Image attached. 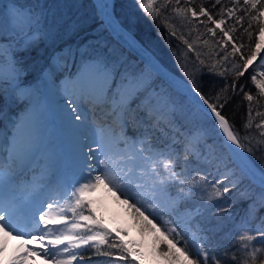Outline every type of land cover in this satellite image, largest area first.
Masks as SVG:
<instances>
[{"label":"rangeland","instance_id":"374dc122","mask_svg":"<svg viewBox=\"0 0 264 264\" xmlns=\"http://www.w3.org/2000/svg\"><path fill=\"white\" fill-rule=\"evenodd\" d=\"M157 1L154 0L151 9ZM127 4L130 6L129 12L132 15L134 13V15L137 14L141 17V12L145 14L151 10L145 11L142 7V5L147 4V0H127ZM29 12L32 13L37 22L34 24L33 31L25 37L18 34L13 29L12 24L15 19L14 14ZM261 13L264 18V7ZM215 23L218 24L217 21ZM59 30L60 34L61 31L65 30V33L61 34L63 38L69 35L68 37H72V39L58 42L63 39L58 34ZM108 33L91 0L0 1V49H3L5 53V60L2 64L3 70L7 72L8 60L14 59L19 69L20 79L23 81L21 88L31 90L30 94L25 96L21 95V89H15L7 83L3 85V90L0 91V143H2L3 149L7 150L9 143L15 136L18 143L34 139L38 148L30 165L17 177L16 189L22 193L29 192L28 189L32 184L47 183L51 178L53 182L47 184L41 196L45 199L43 203L45 210H47V203L54 200L58 201L54 204L55 211L63 206V202L68 199L67 194L71 193L73 186L78 187L76 181L80 178L79 161L81 158L79 157L80 147L74 144L77 139L94 136L97 130L104 129V142L114 146L118 151L130 150L133 141H137L136 147L139 148V141L144 139L150 141L154 149L168 150L174 147L182 157L184 154L182 145L173 143V137L176 136L173 129L176 127L181 128V130L198 128L203 133V152L198 160L190 156L188 163L183 165L189 173V179H191V174L198 171L200 175H207V178L215 183L220 178L217 175V167L223 173L225 171L224 165L227 164L228 169L235 172L233 179L237 185L235 188H230L229 199L235 202L229 208L232 218L237 220L236 217L240 216L241 208L254 205L255 201L264 203V199L260 195L262 190L253 186L231 164L228 154L226 155L223 151L216 125L184 97L170 89L150 69L121 46L110 43ZM9 49H11L10 52ZM253 52L257 54L248 65H264L262 63L264 61V26L258 32ZM97 60L115 62L121 66V71L127 69L130 73H139L143 70L152 82V87L146 95L156 92L167 97L170 101L169 110L174 108L175 111L174 123L167 125L161 122L158 126L153 127L155 119L149 117L147 108L137 107L140 104L138 100L131 104V108L125 116L126 122L124 124L114 120L111 115H106L110 112L109 105L94 107L85 102L82 109L87 120L81 127H76L78 123L73 122L75 120L69 115L70 108H67L66 105H68L71 98L70 93L74 90L77 82L84 79L86 75L83 71L84 66ZM247 61L248 58L245 59L246 63ZM259 81H264V79ZM66 88L68 91L65 90ZM97 112L102 113V115ZM83 127L86 130L81 129ZM74 130L78 131L80 136L74 135L76 132ZM60 131L66 134L68 131L70 132L69 138H71L73 145L66 147L56 140L64 134ZM125 140L128 142L127 146L124 143ZM117 141H119L118 144ZM84 150L87 151V147ZM210 152L220 159L209 164L205 157ZM51 167L54 169L53 173L47 174ZM45 177H48L47 180H44ZM223 183H225V187L229 186L227 181ZM221 185L220 191L223 195ZM98 186H105V184ZM105 187L106 189H103L102 192L100 191L101 188H96L84 194L85 200L91 201V203L82 211L84 215H88L91 211L95 220L112 233V236L107 238L108 244L123 241L127 247L131 248L126 237L130 235V232L133 235L135 233L138 242H140L136 249L141 255L138 264H187L185 257L179 253V259L175 261L166 259L161 254L162 248L167 250V241L163 244L160 243L165 239L163 235L164 225L160 219L144 212V216L148 218L145 220L133 207H130L131 204L135 203L134 200L129 198L128 202L125 203L126 198L123 195L116 190ZM203 187H206L207 190L193 192L192 199L188 203V207L193 210L196 207L200 209V215L193 221L192 231H196L198 224L203 231L197 234L202 237L206 236V231L201 223L206 202L215 198L213 195L209 199V193L213 192L210 185ZM172 191L174 194L175 189ZM53 193L57 194V197L50 198ZM102 194L105 198L102 197ZM19 196L22 198L24 194H19ZM225 201L230 202L231 200ZM141 211L144 209L141 208ZM65 214L69 218L72 217V213L67 210H65ZM163 219H171V217L164 216ZM245 220H250V218L240 217V221ZM236 224H238V220ZM250 224L251 220L249 221ZM53 227L62 226L54 225ZM167 239L171 240L172 237H167ZM185 239L189 241V246H192L196 251L190 235L182 234L181 243L177 244V248H182V242ZM204 246L209 248L207 243ZM85 247L74 250L78 260L73 261V264H78L79 258L83 257L81 251ZM119 254L114 253V256ZM112 261L113 258L105 257L103 254H95L91 257H83L79 264H112Z\"/></svg>","mask_w":264,"mask_h":264},{"label":"snow or ice","instance_id":"6c2138e0","mask_svg":"<svg viewBox=\"0 0 264 264\" xmlns=\"http://www.w3.org/2000/svg\"><path fill=\"white\" fill-rule=\"evenodd\" d=\"M167 2L168 0H165V5L162 6L166 7ZM175 2L177 5L180 4V0H175ZM218 2L219 0H217ZM153 3L154 0H147V4L142 5V7L148 11L152 8ZM244 3L250 5L251 9H257L258 5L264 4V0H244ZM175 11L185 14L187 11H191L193 17L208 15L204 7H200L199 12L180 7H177ZM233 13L234 9L228 11L229 16H232ZM14 16L13 29L18 34L27 37L37 22L34 16L30 12L16 13ZM208 19L212 20L213 17L208 15ZM239 19L242 20L243 17ZM253 19L259 21V14ZM223 23L224 21L220 20L217 26ZM210 31L214 33L215 29ZM8 51L10 52L11 49ZM238 51L239 48H233V54ZM256 54L253 52L248 57V61L244 65L245 68L255 58ZM4 60V50L0 49V91L3 90V85L7 83L15 89H21V95L30 94L29 88H21L23 81L20 79L16 61L9 59L8 70L5 72L2 67ZM83 71L86 75L84 79L77 82L74 90L70 93L71 98L68 105H66L67 108H70L69 115L75 121L80 122L76 124V127H81L87 120L82 109L85 102L94 107L109 105L110 112L108 114L114 120L124 124L126 122L125 116L129 112L131 104L138 100L140 104L137 107L147 108L149 117L155 119L153 127L158 126L161 122L167 125L174 123L175 111L174 108L169 110V99L156 92L146 95L152 87V82L143 70L139 73H130L127 69L121 71V66L115 62L97 60L90 65H85ZM242 74V72L236 73L237 76ZM260 75L264 76V72ZM252 80L256 82L257 88L261 89V94L264 95V81H257L256 76H253ZM232 87L235 88V84ZM65 90L68 91L67 88ZM191 91L199 95L204 104H207L211 109L227 141L243 150L244 144L241 143L240 138L225 117L217 111L216 105L209 104L208 100L199 93L198 88H192ZM245 96L249 102L254 99L250 94L245 93ZM217 98H219V94ZM257 115L264 116V113L258 112ZM251 120L250 104L249 120L244 124L245 129L252 126ZM256 127L258 129L264 128V120H261ZM173 131L176 133V136L173 137V143L182 145L184 153L182 157L174 147L168 150L154 149L151 142L144 139L139 141V148L136 147L137 141H133L130 150L118 151L114 146L104 142V129L97 130L96 138L91 140V144L88 143V140L91 139L89 137H86L85 141L80 144V178L76 181L78 187L73 186L71 193L67 194L68 199L64 200L63 206L54 211V204L58 203L54 200L47 203V210H45L43 208L44 202L41 201L42 206L31 213L25 211L26 198H21L16 194V185L17 177L34 159L38 150L37 143L34 139L18 143L15 136L9 143L7 150L3 149L2 143H0V233L3 234L0 236V251L4 247V238L15 235L20 240L21 246L25 247V252L15 257L11 264H23L24 257L33 251L50 259L53 264H73V261L78 260L74 250L82 249L85 246L99 249L103 245H107L110 249L120 250V254L115 256L112 251L103 253L105 257L113 258L112 264H138L141 255L135 249L127 247L123 241L108 244L107 238L111 237L112 233L95 220L91 211L88 215L83 214L82 210L91 203V201L85 200L84 194L100 184H105L110 190H116L123 195L126 198L125 203L128 202L129 198L134 200L135 203L131 204L130 207H133L145 220L148 218L144 216V212H148L149 215L161 220L164 225L163 235L165 239L160 243L163 244L167 241V250L162 248L160 251L166 259L178 260L179 253L185 257L187 264H209L210 260L211 264H221V260L225 258L227 264H264V246H252V242L258 237L260 238L259 243L264 245V229L259 226L255 230V234H252V230H242L237 236L239 241L237 251L242 254L239 259L236 252L229 256L227 251L220 258H217L215 251L204 246L207 237L197 234L203 231L198 224L196 231H192L193 221L200 215L199 207L194 210L188 207L192 193L201 190L206 191L207 188H202V186L210 185L213 192L209 193V199L213 195L220 197L222 195L220 185L223 182L227 181L229 185L223 188L224 193L237 186L235 179H233L235 172L229 170L228 165L225 164L223 173L217 167V175L220 178L215 183L209 180L207 175H200L198 171L191 174V179H189V173L183 165L188 163L190 156L197 160L200 158L203 152V133L198 128L181 130V128L176 127ZM261 135H264V132ZM116 143L118 144L119 141ZM124 143L127 146L126 140ZM260 143L257 141V146ZM92 145L95 147L93 148ZM86 147L87 151L84 150ZM247 151L252 152V148H248ZM205 158L209 164L220 159L211 152ZM52 182V179L49 178L47 183L32 184L28 189L29 195L33 198L38 197L45 191L47 184ZM260 187L262 189L260 195L264 199V171L260 175ZM173 189H175L174 194ZM141 208L144 211H141ZM65 210L72 213L71 218L65 214ZM37 212L39 213L38 217ZM164 216H169L171 219H163ZM54 225H61L62 227H52ZM241 227L247 229V222H242ZM182 234L190 235L196 249L194 253L189 248L188 241H184L182 248H177V244L181 243ZM26 237L28 239H25ZM167 237H172V239L168 240ZM37 241L40 244L39 248L27 247ZM82 260L83 257H80L79 261Z\"/></svg>","mask_w":264,"mask_h":264},{"label":"trees","instance_id":"16d2710c","mask_svg":"<svg viewBox=\"0 0 264 264\" xmlns=\"http://www.w3.org/2000/svg\"><path fill=\"white\" fill-rule=\"evenodd\" d=\"M155 4L150 12L145 14L141 12L140 17L129 12L127 0H111L113 12L120 22L165 66L193 84L211 104L216 105L217 111L225 117L244 144L245 154L261 172L264 171V135H261L264 128L256 127L264 120V116L257 115L258 112L264 113V95L252 80L253 76H256L257 81L264 79V76L260 75L264 72V65L251 64L247 68L244 67L245 59L252 53L258 32L264 26L261 13L264 4L258 5L257 9H251L244 0H219L218 3L217 0H180L179 5L175 0H168L166 7L162 6L165 5V0H158ZM177 7L197 12L200 7H204L213 19L209 20L208 15L193 17L191 11H187L186 14L177 13L175 11ZM230 9H234L232 16L228 15ZM258 14L259 21L253 19ZM240 17L243 19L240 20ZM220 20L224 23L217 26L215 21ZM211 29H215V32L210 31ZM61 32L64 34L65 30ZM58 34L61 35L60 30ZM68 36L64 39L61 35L63 39L58 42L71 40L72 37ZM108 41L118 45L109 33ZM234 47L239 48L235 54ZM237 72L243 74L237 76ZM233 84L235 88L232 87ZM245 93L252 95L253 101L249 102ZM250 104L252 126L245 129L244 124L249 120ZM257 141L261 142L259 146ZM248 148H252V152H248ZM223 151L228 154L224 147ZM243 177L247 180L245 176ZM224 184L222 183V188L225 187ZM230 192L231 190L220 198H213V202L212 200L206 202L201 223L206 231V243L216 252L217 258L227 251L229 256L236 252L239 259L242 254L237 251L239 248L237 236L242 230H252V234H255L258 226L264 229V225H261L264 224V203L255 201L254 205L241 208L240 216L236 217L238 220L236 224L237 220L229 213L230 206L235 203L229 199ZM240 217L250 218V225V220H245L247 229H242L244 221H240ZM259 241L258 237L252 242V246H264ZM183 246L184 241L181 247ZM189 248L195 252L192 246ZM107 251L120 253L118 249L112 250L103 245L99 249L87 246L81 251V255L91 257ZM221 264H227L226 258L221 260Z\"/></svg>","mask_w":264,"mask_h":264},{"label":"water","instance_id":"95a60500","mask_svg":"<svg viewBox=\"0 0 264 264\" xmlns=\"http://www.w3.org/2000/svg\"><path fill=\"white\" fill-rule=\"evenodd\" d=\"M91 1L100 20H102L107 31L119 46L135 57L139 62L144 64L170 89L184 97L190 104L216 125L222 145L228 153L231 164L239 170L253 186L261 189V171L252 163L243 150L238 149L236 145L227 141L226 136L223 134V130L219 128L218 121L215 115L211 112V109L207 104H204L199 95L191 91L192 88L196 87L165 66L155 54L149 50V48H147L130 30H128L115 16L111 3L107 5L104 0ZM199 93L201 94V92ZM208 103L211 104L209 101ZM234 149L235 151H233Z\"/></svg>","mask_w":264,"mask_h":264},{"label":"bare ground","instance_id":"6f19581e","mask_svg":"<svg viewBox=\"0 0 264 264\" xmlns=\"http://www.w3.org/2000/svg\"><path fill=\"white\" fill-rule=\"evenodd\" d=\"M104 1L107 3V5L110 4V0H104ZM97 113H99V115H102V113H100V112H97ZM107 114L108 113H106V115ZM73 122L80 123L79 121H73ZM81 129H83V130L85 129L86 130L85 127L81 128ZM76 130H74V131H76ZM77 132L78 131H76L74 133V135H79L80 136V133H77ZM60 133H64V132L60 131ZM69 136H70V132L68 131L67 134L66 133L62 134L60 136V138H58L56 140L59 141L64 146L70 147L73 144H72V142L70 140L71 138H69ZM94 136L93 135L86 136V137L91 138V139L88 140V143L89 144H91L90 142H91L92 139H95ZM74 137H76V136H74ZM85 138L84 139L83 138L82 139L81 138H79V139L76 138L77 140L75 139L76 142L74 141V144L75 145H78L80 147V144L85 141ZM93 148H94V146H93ZM53 170L54 169L51 167L49 169V172L47 174H52L53 173ZM47 178L45 177L44 180H47ZM96 188H101V190H100L101 192L103 191V189L104 190L106 189L105 186H97ZM54 193L50 196V198L57 197V194H54ZM16 194L17 195L24 194V197H22V198H26L25 199V211L26 212H29V213H31L32 211H35L36 209H38L39 207H41V203H40L41 201L45 202V199L41 196V194L38 197L33 198L32 196L29 195V192H23L22 193L18 189H16ZM103 194H102V197L105 198V196ZM38 215H39V213L37 212V217H38ZM2 235L3 234L0 233V236H2ZM37 235H38V233H37ZM25 239H28V238L26 237ZM4 241H5V243H4L3 250L0 251V264H11V262L15 259V257H17V256H19V255H21V254H23L25 252V247H22L21 246L20 240L15 235H13L11 237L4 238ZM126 241L130 245V247L133 248V249H135V250L138 247L137 244L140 243V242H138L139 240L135 236V233L133 235V233H131V232H130V235H128L126 237ZM27 247H30V248L35 249V248H39L40 247V244L37 241V242H34L31 245H28ZM23 264H53V261H51L50 259H47V258L43 257L42 255H39V254H37L36 252L33 251V252H30L29 255H27V256L24 257Z\"/></svg>","mask_w":264,"mask_h":264}]
</instances>
